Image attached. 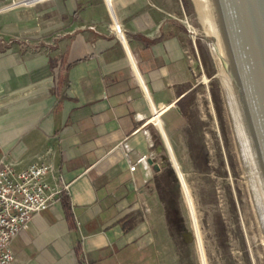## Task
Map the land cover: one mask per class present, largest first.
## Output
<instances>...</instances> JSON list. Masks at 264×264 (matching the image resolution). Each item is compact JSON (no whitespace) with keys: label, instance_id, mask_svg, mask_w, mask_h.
Segmentation results:
<instances>
[{"label":"crops","instance_id":"crops-1","mask_svg":"<svg viewBox=\"0 0 264 264\" xmlns=\"http://www.w3.org/2000/svg\"><path fill=\"white\" fill-rule=\"evenodd\" d=\"M41 1L0 0V161L50 151L67 201L32 218L10 264H154L161 128L171 140L187 112L189 36L154 0Z\"/></svg>","mask_w":264,"mask_h":264},{"label":"rangeland","instance_id":"rangeland-1","mask_svg":"<svg viewBox=\"0 0 264 264\" xmlns=\"http://www.w3.org/2000/svg\"><path fill=\"white\" fill-rule=\"evenodd\" d=\"M153 3L161 19L181 20L189 36L193 86L167 139L180 186L162 147L161 171L171 168L175 182L164 181L154 264H264V225L197 2Z\"/></svg>","mask_w":264,"mask_h":264},{"label":"water","instance_id":"water-1","mask_svg":"<svg viewBox=\"0 0 264 264\" xmlns=\"http://www.w3.org/2000/svg\"><path fill=\"white\" fill-rule=\"evenodd\" d=\"M196 2L264 225V0Z\"/></svg>","mask_w":264,"mask_h":264},{"label":"built area","instance_id":"built-area-1","mask_svg":"<svg viewBox=\"0 0 264 264\" xmlns=\"http://www.w3.org/2000/svg\"><path fill=\"white\" fill-rule=\"evenodd\" d=\"M49 154L47 151L37 156L24 168L0 161V264L13 261L11 244L15 237L27 229L35 215L55 205L67 190L63 176L47 161ZM129 170L134 171L135 166Z\"/></svg>","mask_w":264,"mask_h":264},{"label":"trees","instance_id":"trees-1","mask_svg":"<svg viewBox=\"0 0 264 264\" xmlns=\"http://www.w3.org/2000/svg\"><path fill=\"white\" fill-rule=\"evenodd\" d=\"M50 63H51L50 66L52 70L57 68V64L54 60H51ZM65 71H66V68L62 65H59L58 72H57L58 83H61L64 80ZM165 179H169L175 182L173 172L171 168H169L168 166L161 171V174L159 176L155 178V187L158 192L159 198L162 200L163 203H165L164 197H163V192H164L163 188H164ZM61 197H62V203L66 206V201H67L66 193L63 192ZM166 210L168 211L167 208Z\"/></svg>","mask_w":264,"mask_h":264},{"label":"bare ground","instance_id":"bare-ground-1","mask_svg":"<svg viewBox=\"0 0 264 264\" xmlns=\"http://www.w3.org/2000/svg\"><path fill=\"white\" fill-rule=\"evenodd\" d=\"M118 32V31H117ZM120 33V32H119ZM178 175V174H177ZM179 177V176H178ZM180 180V179H179Z\"/></svg>","mask_w":264,"mask_h":264}]
</instances>
